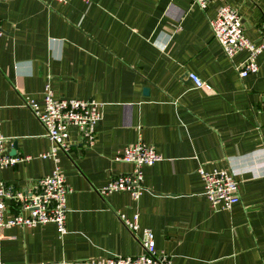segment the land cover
<instances>
[{
  "label": "crops",
  "instance_id": "0c3cea01",
  "mask_svg": "<svg viewBox=\"0 0 264 264\" xmlns=\"http://www.w3.org/2000/svg\"><path fill=\"white\" fill-rule=\"evenodd\" d=\"M222 5L257 42L264 0H213L205 10L192 0H0L1 133L8 155L27 158L0 179L24 189L57 166L71 190L64 235L53 224L0 229L3 264L134 257L145 230L172 264H264V52L258 72L240 78L247 53L229 59L209 24ZM47 86L57 99L102 105L93 145L70 128L57 162L40 157L53 143L24 106L30 98L42 108ZM139 139L162 157L142 169L146 191L101 196L132 171L115 157ZM199 168L231 172L239 202L215 211ZM120 215L137 216L136 235Z\"/></svg>",
  "mask_w": 264,
  "mask_h": 264
},
{
  "label": "built area",
  "instance_id": "2783aa9c",
  "mask_svg": "<svg viewBox=\"0 0 264 264\" xmlns=\"http://www.w3.org/2000/svg\"><path fill=\"white\" fill-rule=\"evenodd\" d=\"M52 1L66 3L68 0ZM82 1L88 2V0ZM212 1L192 0V3L205 10ZM209 24L214 39L229 59H233L243 51L247 53L245 61L236 67L240 78L257 73L259 69L257 58L264 52V25L260 29L259 40L252 42L244 35L241 17L237 10L228 5L219 7L215 18L210 20ZM187 78L196 89L204 86L201 79L194 73H187ZM24 106L30 109L42 124L46 137L53 143L49 152L40 155L42 159L51 158L57 162L59 152L69 151L68 130L70 128L78 130L85 147L93 145L95 125L102 117L100 103L77 99H57L47 86L43 93L42 108L30 98H25ZM4 142L0 122V169L12 167L27 160L26 157L8 155L5 152ZM115 160L131 164L132 171L112 177L106 185L99 189V194L107 196L113 193H128L136 199L146 191L143 185V167L154 165L161 161L162 157L153 147L144 144L139 139L136 143L124 147ZM198 174L204 185L203 195L215 211H229L239 202L241 182L231 172L227 170L207 172L199 168ZM70 192L66 179L57 166L50 175L29 183L24 189L15 188L0 179V229L32 228L53 224L58 233L64 235L66 232V200ZM8 210L12 211L11 216L5 218ZM120 220L131 234L136 235L139 230L137 216L129 220L124 215H120ZM143 235L140 255L92 259L86 261V264H172L167 255L157 253L150 231L145 230ZM0 264L3 263L0 261Z\"/></svg>",
  "mask_w": 264,
  "mask_h": 264
},
{
  "label": "water",
  "instance_id": "95a60500",
  "mask_svg": "<svg viewBox=\"0 0 264 264\" xmlns=\"http://www.w3.org/2000/svg\"><path fill=\"white\" fill-rule=\"evenodd\" d=\"M14 152H15V151H13V153H12L11 155L15 154Z\"/></svg>",
  "mask_w": 264,
  "mask_h": 264
}]
</instances>
